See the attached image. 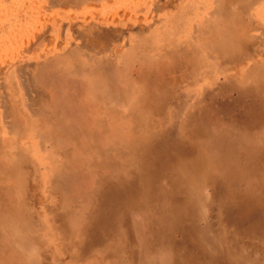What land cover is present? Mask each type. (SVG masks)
Masks as SVG:
<instances>
[{"label":"rangeland","instance_id":"1","mask_svg":"<svg viewBox=\"0 0 264 264\" xmlns=\"http://www.w3.org/2000/svg\"><path fill=\"white\" fill-rule=\"evenodd\" d=\"M47 1L0 0V66L12 61L25 68L3 95L16 111L38 109L45 116L44 124L29 117L17 122L29 136L11 141L13 148L28 150V166L39 165L46 210L38 221L42 226L21 240L26 229L24 223L14 226L15 202L0 194V252L6 255L0 264H24L17 258L24 246L31 261L41 258L43 264H127V256L131 264H264V225L244 222L236 211L230 218L220 212L240 197L261 203V210L254 209L264 211V0H87L68 7L64 0ZM83 18L93 20L90 27L108 18L101 29L114 26L126 37L123 54L113 56L110 68L98 70L92 58L90 71L61 79L46 70L30 73L72 48L91 45L90 51L79 48L91 57L97 44L104 46L107 41L95 33L92 45L69 31L70 21ZM41 26L48 29L40 43L32 36ZM18 37L28 39L25 47H18ZM247 42L251 49L245 51ZM65 58L59 68L68 70L75 60ZM58 99L59 111H70L65 120H85L72 127L74 140L58 139L50 148ZM84 132L90 134L84 138ZM229 165L242 170L238 180L225 171ZM221 177L230 195L215 182ZM24 178L23 170L19 193ZM210 194L215 195L209 199ZM192 201L198 202L192 207ZM113 224L119 225L108 231ZM14 227L20 232L13 245L6 240Z\"/></svg>","mask_w":264,"mask_h":264},{"label":"bare ground","instance_id":"2","mask_svg":"<svg viewBox=\"0 0 264 264\" xmlns=\"http://www.w3.org/2000/svg\"><path fill=\"white\" fill-rule=\"evenodd\" d=\"M46 1V0H45ZM56 1V0H55ZM80 1H87V0H64V1H61V4L63 3V5L64 4H69V6H70V4L71 3H77V2H80ZM153 1V0H152ZM175 1V0H174ZM43 2H44V0H43ZM48 3H49V0L47 1ZM50 2H53V0H50ZM146 2H148V1H146ZM166 2V1H165ZM164 2V3H165ZM169 2V1H168ZM38 3H40V2H38ZM47 3V4H48ZM56 3H58V2H56ZM83 3V2H82ZM86 3V2H85ZM141 3H142V1H141ZM153 3V2H152ZM170 3V2H169ZM255 3H256V1H255ZM51 4H54L55 5V3H51ZM80 4V3H79ZM143 4V3H142ZM148 4V3H147ZM218 4V3H217ZM225 4V3H224ZM39 5V4H38ZM72 5H75V4H72ZM139 5V4H138ZM153 5V4H152ZM56 6V5H55ZM60 6V5H59ZM58 6V8H60L61 9V7H62V5L59 7ZM224 6V5H223ZM40 7H41V5H40ZM54 7V6H53ZM64 7H68V6H66V5H64ZM73 7V6H72ZM77 7V6H76ZM151 7V6H150ZM71 8V7H70ZM143 8H144V6H143ZM39 13V12H38ZM37 13V14H38ZM214 13H216V11L214 12ZM24 14V13H23ZM77 15V14H76ZM75 15V16H76ZM80 16H82L81 14H79ZM125 15V14H124ZM215 15H217V14H215ZM34 16V15H33ZM74 16V17H75ZM36 17H37V15H36ZM62 17V16H61ZM87 17V16H86ZM85 17V18H86ZM90 17V16H89ZM76 18V17H75ZM85 18H83L81 21H79V20H75V21H70L69 23H68V29H69V31L71 30V31H73L74 32V34L75 33H77L76 35H78V37L81 39V41H82V43H84V41L85 40H87L88 42H86V43H91L92 42V38H94V34L93 33H95V37L96 36H98V38L97 39H100L99 41H107V42H103L104 43V46H101V45H98L97 44V47L95 46V49H92V53H93V56H91L90 57V54H88V55H86V53H85V55H84V53H83V55L84 56H82V55H80L79 54V48L81 49V50H83V49H86L87 51L89 50L90 51V46H86V44H83L82 46H80L79 48H72V49H70L69 50V52H68V54H66V56H64V57H66V58H68V59H74L75 60V64L74 63H71V64H73V66H71V67H69L68 68V70H66V69H63V67L62 68H59V65H61L62 64V61L64 60L61 56H59V55H53L52 57H51V59L50 60H48V61H44V62H41V64H37V63H35V64H37L36 66H33L31 69H32V71L30 72V71H26V72H30V73H38V71H41V70H46V72L48 73V75H57V78H60L61 79V77H63V76H65V75H67L68 73H71L72 71H76V70H86V71H90V59H92L93 58V62L95 63V65H97L100 69H98V70H100V71H102L103 70V72H105L104 70H106V69H109L110 68V62L112 61V58H113V56H114V59L115 58H117L119 55H122L123 53H121L122 52V50H123V46H124V43H125V41H126V37L124 36V34H123V36L122 35H120L121 36V38H118V36H119V34H118V30L117 29H115L114 28V26H113V29H115V30H113V29H111V27H106V28H108V29H110V30H106V28H103V29H101V26L103 25V26H105L104 24L106 23V22H108V20H110V19H108V18H104V19H101L100 21H97L96 23L95 22H93V23H95V26L94 27H90V22H92L91 20L90 21H88L89 19H85ZM113 18V20H111V21H114V20H116V19H114V17H112ZM67 19V18H66ZM53 20H55V19H53ZM61 20V19H60ZM64 21H65V19H64ZM63 21V23H65ZM68 21V19L66 20V22ZM21 22V21H20ZM62 22V21H61ZM61 22H59L60 23V25L62 26V25H64V24H61ZM35 24L37 23V22H34ZM42 23V22H41ZM53 24H55V23H53ZM92 24V23H91ZM97 24V25H96ZM42 26H43V23L41 24ZM115 25H117V24H115ZM34 26V25H33ZM41 26V27H42ZM45 26H47L48 27V25L47 24H45ZM44 26V28H46ZM60 26V27H61ZM65 26V25H64ZM100 26V27H99ZM102 26V27H103ZM106 26H109V25H106ZM246 26V25H245ZM12 27V26H11ZM59 27V26H58ZM57 27V28H58ZM118 27V26H117ZM249 27V26H248ZM32 28V27H31ZM37 28H38V26H37ZM61 28H63V26L61 27ZM39 29V28H38ZM48 29V28H47ZM47 29H43V27H42V30L40 29V31H39V33L37 34H33V36H32V39L33 40H35V38H36V41H38V42H44V40L46 41V38H45V36H47V35H44L45 34V32L47 31ZM250 29V28H249ZM255 29H257V27L255 28ZM254 29V30H255ZM258 29H261L260 27L258 28ZM32 30V29H31ZM34 30V29H33ZM44 30V31H43ZM117 30V31H116ZM137 30V29H136ZM244 30H246V29H244ZM251 30H252V28H251ZM30 31V30H29ZM29 31H27V33L29 32ZM57 31H58V29H57ZM246 32H247V30H246ZM246 32H244V35H245V33ZM262 33H263V31H261ZM260 32V33H261ZM72 33V32H71ZM261 33V34H262ZM73 34V33H72ZM91 34V35H90ZM120 34H122V32L120 33ZM247 35H248V33H246ZM260 34V36H263V35H261ZM93 35V36H92ZM239 35V34H238ZM31 36V35H30ZM73 36H75V35H73ZM90 36H92V37H90ZM119 36V37H120ZM229 36V35H228ZM260 36H256V39L257 38H259ZM50 37V36H49ZM49 37H47L48 39L47 40H49ZM241 39H242V34H241ZM248 37V36H247ZM250 37H251V35H250ZM19 38V37H18ZM30 38V37H29ZM73 39V38H72ZM72 39L70 40V42H71V44H72V42H74V41H72ZM79 39V40H80ZM90 39H92V40H90ZM240 39V40H241ZM261 39H262V37H261ZM75 40H77V39H75ZM223 40H224V38H223ZM226 40V39H225ZM231 40V39H230ZM242 40H244V39H242ZM246 40V39H245ZM32 40L30 39V42H31ZM63 40H61V42H62ZM130 37H128V42L130 43ZM253 41H255V40H253ZM257 41V40H256ZM16 42H18V43H21V44H19L18 45V47H21L22 48V46L23 45H25L26 43H28V39L26 40L25 38H19V39H17V41ZM30 42H29V45H28V47L30 46ZM224 42V41H223ZM238 42H240V41H238ZM242 42V41H241ZM244 42H246V41H244ZM243 42V43H244ZM258 42V41H257ZM264 41L262 40V41H260V43H263ZM9 43V42H8ZM31 43H33V42H31ZM76 43V42H75ZM80 43V42H79ZM89 43V44H90ZM95 43H97V41H95ZM99 43V42H98ZM105 43H107V45L105 44ZM248 43V42H247ZM246 43V44H247ZM252 43V42H251ZM256 43V42H255ZM260 43H258V44H260ZM16 45H17V43H15ZM78 44V43H77ZM76 44V45H77ZM92 45L94 44V42H92L91 43ZM109 44V45H108ZM111 44V45H110ZM253 45H254V43H252ZM251 44V45H252ZM2 45V44H1ZM13 45V43H11V44H9L8 46L9 47H11ZM59 45H61V43L60 44H57V46L56 47H59ZM88 45V44H87ZM95 45V44H94ZM103 45V44H102ZM130 45V44H129ZM225 45V44H224ZM230 45V44H229ZM243 45V44H242ZM241 45V46H242ZM249 47H248V46ZM246 45V47H245V51L247 50V48L249 49L251 46H250V44L248 43ZM4 46H5V44H4ZM70 46V43L68 44V46H67V48ZM79 46V45H78ZM77 46V47H78ZM260 46V45H259ZM6 47V46H5ZM23 47H25V46H23ZM32 47V46H31ZM55 47V46H54ZM61 47V46H60ZM65 47V46H64ZM16 48V47H15ZM62 48V47H61ZM67 48L65 49V50H67ZM232 49H234L233 47H231ZM28 50H30L29 48H27ZM26 49V50H27ZM32 49V48H31ZM60 49V48H59ZM58 49V50H59ZM220 49H225V47H221ZM236 49V48H235ZM244 49V48H243ZM251 49V48H250ZM17 50V49H16ZM49 50V49H48ZM221 50V52L223 53V51ZM238 50V49H237ZM51 51V50H50ZM53 51V50H52ZM64 50H62V52H63ZM226 51V50H225ZM234 51V50H233ZM261 51V50H260ZM45 52V51H44ZM56 52V51H55ZM65 52V51H64ZM50 53H52V52H50ZM49 53V54H50ZM249 53H251L250 51H249ZM259 54H260V52H258ZM33 54V53H32ZM39 54V53H38ZM252 54V53H251ZM262 54V53H261ZM42 55V54H41ZM41 55L39 54V57H41ZM222 55V54H221ZM49 56V55H48ZM96 56H98V57H96ZM250 56V55H249ZM262 56H263V54H262ZM43 57H46V56H43ZM103 57H105V58H103ZM251 57V56H250ZM261 57V56H260ZM17 58V57H16ZM36 58V57H35ZM65 58V59H66ZM79 58V59H78ZM253 58V57H252ZM263 58H264V56H263ZM14 59V58H13ZM114 59H113V61H114ZM245 59H248V58H245ZM17 60H18V58H17ZM20 60V59H19ZM106 60V61H105ZM250 60H252V59H250ZM67 61V60H66ZM104 61H105V63H104ZM112 61V62H113ZM227 61V60H226ZM238 61V60H237ZM258 61H259V59H258ZM230 62V61H229ZM252 62V61H251ZM237 63V62H236ZM253 63H255V62H253ZM21 64V63H20ZM19 64V65H20ZM54 64H56V68H54L53 67V65ZM231 64H233V63H231ZM242 65V64H244L243 62L242 63H239V65ZM22 65V64H21ZM24 65V64H23ZM65 65V64H64ZM94 65V66H95ZM235 65V67H236V64H234ZM233 65V66H234ZM238 65V66H239ZM240 65V66H241ZM245 65H246V63H245ZM27 67H28V65H27ZM31 67V66H30ZM57 67H58V69H57ZM75 67V68H74ZM79 67V68H78ZM91 67H93V66H91ZM242 67V66H241ZM234 68V67H233ZM237 68V67H236ZM235 68V69H236ZM245 69H246V67H244ZM231 69V68H230ZM244 69V70H245ZM25 68H22V67H20V66H17L16 65V62L14 63V62H12V61H9V62H6L3 66H0V108H2V110H3V112H0V194L2 195V197H3V195H11V200L13 201V202H15V205H16V209H14V211L15 212H11V215H14V226H17V223L19 222L20 224L21 223H24L25 224V229H26V232H24L25 234H23V233H21L22 235L21 236H23L22 238H21V240H25L26 238H28V231H30V229L32 228L33 230H35L37 227H41L42 225H41V223H38V221L43 217V214L45 213V209H44V205H43V199H42V184H41V181H42V173L39 171V169H40V167H39V169H38V166L39 165H37V164H35V163H31L30 165L32 166V168H33V170H31L30 169V165L28 166L27 165V161H26V159H25V157H23V156H29L28 155V150L25 148V147H20V145L21 144H18V148H13L14 147V143L15 142H12L11 141V139H15V141H17V138L18 139H20V138H22V137H24V133H26V135L27 136H29V134H27V132H28V130H24V128H22L21 126H19V124L20 123H17V122H24V121H28L29 120V118L31 119V120H34L35 118H37L38 119V121H39V119H40V122L42 123V124H44V122H45V120L42 118V117H44L45 118V116L43 115V116H41L43 113H41V111L40 112H38V109L37 110H34V109H29L30 110V114H27L26 113V110H22V111H16V105L14 104V103H11L10 101H8V99H6V97H5V95H3L4 94V92L6 93V89H9V87L11 86H13V84L14 83H12L13 81H14V79L16 78V77H18V75H24V73H25ZM244 70H242V72L244 71ZM236 71V70H235ZM58 72V73H57ZM96 73L97 72H99V71H95ZM94 72V73H95ZM236 73H238V71L236 72ZM29 74V73H28ZM28 74H25V76H27ZM92 75V74H91ZM30 75H28L27 76V78L29 77ZM89 77H90V75H89ZM26 78V77H25ZM26 78V79H27ZM30 78V77H29ZM18 79V78H17ZM26 79L24 80L25 81V83L22 85V87H24V85L27 83L26 82ZM28 82H32V79L30 80V79H28ZM33 83V82H32ZM22 84V83H21ZM19 85H20V83H19ZM88 85V84H87ZM20 87H21V85H20ZM88 88V97H89V99H90V84H89V86H87ZM38 93V92H37ZM23 94V93H22ZM30 95V94H29ZM31 96V95H30ZM23 98H24V95H23ZM26 99V98H25ZM43 99V98H42ZM103 99H105L104 97H103ZM106 100V99H105ZM26 101V100H25ZM61 100H59L58 99V102H57V107H58V112L56 113L57 114V116H56V120L58 121V124H56V127H55V129H56V131H55V134H56V138L54 139V138H51L50 137V140H51V142H50V148H52L56 143H58L59 142V140L61 141V140H65V139H69V140H74V137H77L78 135L75 133V129H72V127H74V126H76V127H78V125L80 124V123H82L84 120H85V117H83L84 115H82V120L80 119V117H79V119H78V124H77V121H69V120H65V118L67 117L66 116V113H68V112H70V111H64V112H60L59 110L61 109V107H63V105L61 104V103H59ZM95 102V101H94ZM104 102V101H103ZM88 105L90 106V101H88ZM102 103V102H101ZM24 104V103H23ZM98 104V103H97ZM104 104V103H103ZM38 105H39V102H38ZM95 105H96V103H95ZM32 106H34V104L32 105ZM36 106V105H35ZM35 106H34V108H35ZM25 107V106H24ZM99 107V106H98ZM106 107V106H105ZM101 109V108H100ZM0 111H1V109H0ZM55 112V111H54ZM90 112V111H89ZM19 113H21L22 114V118H23V120H20V121H18L17 120V118H18V114ZM29 117V118H28ZM22 118H20V116H19V119H22ZM49 118V117H48ZM51 118V117H50ZM115 121V120H114ZM40 122H38V123H40ZM112 122V121H111ZM39 124L40 126H43L44 127V125H42V124ZM63 123V124H62ZM35 126H37V129L36 130H39L38 129V125H35ZM53 129V128H52ZM31 131L33 130V129H30ZM39 132V131H38ZM89 132V131H88ZM88 134H90V133H85L84 132V135L82 136V137H86V136H88ZM9 135V136H8ZM32 135V134H31ZM42 135V134H41ZM46 136V135H45ZM90 137V136H89ZM47 138V137H46ZM43 139H44V135H43ZM59 139V140H58ZM24 141H21V143H23ZM231 145H232V143H231ZM234 145V144H233ZM231 147V146H230ZM38 148H39V145H38ZM225 147H222L221 148V150H223ZM58 153V152H57ZM228 157V156H227ZM224 157L223 156H221V159H223ZM231 158V157H230ZM29 161H30V159H29ZM227 161V160H226ZM230 161V160H229ZM240 162V161H239ZM236 164H237V161L235 162ZM223 164H226V162L225 163H223ZM221 166V165H220ZM228 166V165H227ZM25 171V182H23V185H22V189H23V191L21 192V193H19V192H17V189L16 188H18V183H17V180L19 179V175L21 174V172L22 171ZM225 171L227 172V171H230V176L231 177H236V180H238L239 179V177H241L240 176V173L242 172V170L240 171V167L239 166H235V165H229V168H227V169H225ZM24 174V173H23ZM21 178V177H20ZM60 178V177H59ZM224 178H226V173H225V175H224ZM227 179V178H226ZM211 182H212V180H211ZM216 183H218V182H220V186H222V187H225L226 189H224V188H222V193H223V191L226 193V196L227 195H230L229 193H228V190H229V182L227 181V180H225V179H223L222 177L220 178V180H216L215 181ZM21 189V190H22ZM98 189V188H97ZM212 189V188H211ZM41 192V193H40ZM241 193H244V192H241ZM211 195V194H210ZM209 195V196H210ZM215 195V194H214ZM213 195V196H214ZM212 195L209 197V199L211 198V197H213ZM250 196L251 195H248V199L250 198ZM245 197V196H244ZM252 198H253V195H252ZM198 199L200 200V197H198ZM248 199H246V200H248ZM214 200V199H213ZM261 201H264V200H260V202ZM194 204L192 205V207L196 204V202H198V201H192ZM228 204L227 203H225L223 206H221L220 207V212H221V209H222V215H223V217H228V218H230L229 217V215L230 216H232L233 214H235V211H236V214H237V217L240 219V220H242V221H244V222H247V223H251L252 225H255V226H260L261 224H263L264 225V211H263V214L261 213L260 214V212L259 211H256L254 208L256 207H258V208H260V210H261V203L259 204V205H256V204H249V203H247L245 200H244V198L243 197H240L239 199H236V201H234V202H232V201H230V199L228 200ZM1 204V203H0ZM204 214V213H203ZM34 216V217H33ZM19 218H23V221H19ZM94 219V218H93ZM204 221V220H203ZM40 222V221H39ZM196 222H197V224H201V223H203L202 222V220L199 218V219H197L196 220ZM5 223H7V222H5ZM37 223V224H36ZM205 223V222H204ZM19 224V225H20ZM117 225H119V224H117ZM117 225H115V224H113L112 225V227L111 228H108V231L109 230H115L116 229V226ZM34 226V227H33ZM203 227V226H202ZM24 230V229H23ZM20 232V230H18V228L17 227H14V233H13V236H12V239H10V240H6V242L8 243V241L10 242V244H13L14 245V243L16 242V241H19L18 240V238L16 237V236H19V233ZM31 232V231H30ZM36 233V232H35ZM38 234H39V232H38ZM30 235V234H29ZM39 236V235H38ZM13 237H15L16 238V240L13 238ZM25 237V238H24ZM36 238V237H35ZM39 238V237H38ZM99 239V238H98ZM98 239H96L97 241H98ZM95 240V241H96ZM124 240V241H123ZM94 241V242H95ZM122 241H123V243L126 241V237L125 238H123L122 239ZM121 241V242H122ZM5 242V241H4ZM98 242H100V241H98ZM119 244V243H118ZM3 245H4V243H3ZM3 245L1 244V246H0V248H4L3 247ZM29 246H30V244H29ZM33 246V245H32ZM145 246V245H144ZM27 248H28V245L26 246ZM35 247H36V245H35ZM33 248V247H32ZM23 250H21L20 252L22 253L21 254V256H19V257H17V258H19L20 259V257H22L23 259H25V262H24V264H43L42 262V260L43 259H34V261H31L30 259V257L28 256V253H27V249L25 250V246H24V248H22ZM29 249V248H28ZM25 250V251H24ZM30 251H31V249H29ZM108 250V249H107ZM112 250V249H111ZM1 251V250H0ZM5 251H8V250H5ZM34 251V250H33ZM32 251V252H33ZM110 251V250H109ZM29 252V251H28ZM2 252H0V263H2L3 262V259L5 258V256L6 255H3V254H1ZM4 253V252H3ZM17 253H18V251H17ZM37 253L40 255V252L39 251H37ZM111 254V253H110ZM42 256V255H41ZM46 256V255H45ZM108 256H109V254H108ZM111 256V255H110ZM105 257H107V255L105 256ZM140 257V256H139ZM110 258V257H109ZM143 258V257H142ZM107 259H108V257H107ZM8 260V259H7ZM6 260V262H5V264H10V262H8ZM33 260V259H32ZM62 261V260H61ZM60 261V262H61ZM22 262V261H21ZM70 262V261H69ZM124 262H126L127 264H131V262H133V260L131 261V258H129L128 256L125 258V260H124ZM135 262V261H134ZM133 262V263H134ZM23 263V262H22ZM21 263V264H22ZM217 263H220L219 261H217ZM15 264V263H14ZM20 264V263H19ZM55 264H56V262H55ZM58 264H60V263H58ZM66 264V263H65Z\"/></svg>","mask_w":264,"mask_h":264}]
</instances>
